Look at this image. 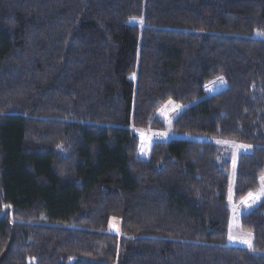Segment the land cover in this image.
I'll return each instance as SVG.
<instances>
[{"label": "trees", "instance_id": "1", "mask_svg": "<svg viewBox=\"0 0 264 264\" xmlns=\"http://www.w3.org/2000/svg\"><path fill=\"white\" fill-rule=\"evenodd\" d=\"M258 33L264 0H0V264H264V198L253 251L229 245L233 164L210 141L251 148L235 202L258 192ZM168 103L182 137L143 160L134 131L165 130Z\"/></svg>", "mask_w": 264, "mask_h": 264}, {"label": "rangeland", "instance_id": "2", "mask_svg": "<svg viewBox=\"0 0 264 264\" xmlns=\"http://www.w3.org/2000/svg\"><path fill=\"white\" fill-rule=\"evenodd\" d=\"M226 87L225 83L223 82H217L209 86L208 88V95L216 94L222 90H224ZM182 109L180 106L174 104V103H168L165 105L158 113V116L162 120L164 126L166 127L165 130L158 131L153 129H148L144 131H138L135 130L134 133L140 138L141 140V146H140V157L144 159H148L152 145L155 141H169L173 138H178L182 136L175 135L171 127L175 121V119L180 115ZM189 138V137H187ZM211 142L216 143L223 149L224 157L230 159L232 161V176H231V185H230V196H229V208L231 211V218H230V227L231 228V234L234 238V240L242 235L247 236L248 233L243 230L242 228V218L246 214H248L254 207H256L260 200L251 201L244 200L243 202L236 203L234 192H235V180H236V174H237V166H238V160L241 154L247 153L251 150L250 147H247V149L238 148L235 145H241L237 143H218V141L223 140H210ZM230 142V141H229ZM247 201V202H245ZM110 231L112 233H119V222L117 220H112L110 224ZM251 243L254 245V237L251 234ZM228 244L233 246H239V247H245L248 248L245 245H242L237 242H230L228 239ZM249 249V248H248ZM253 251V248L252 250Z\"/></svg>", "mask_w": 264, "mask_h": 264}, {"label": "snow or ice", "instance_id": "3", "mask_svg": "<svg viewBox=\"0 0 264 264\" xmlns=\"http://www.w3.org/2000/svg\"><path fill=\"white\" fill-rule=\"evenodd\" d=\"M258 35H264V33H258ZM218 143H226L227 144V143H234V142L218 141ZM235 146L238 148H243L245 150L248 147V146H244V145H235ZM261 198H264V177H262V179H261V187H260L259 191L256 193H249L248 194V200H251L253 202L256 200H259ZM245 202H247V201H245ZM228 239L230 242H237V243H240L242 245L247 246L249 248V250H252V248H253V245L251 243V234H247V236L242 235V236H240L234 240V238L231 234V228H230Z\"/></svg>", "mask_w": 264, "mask_h": 264}, {"label": "bare ground", "instance_id": "4", "mask_svg": "<svg viewBox=\"0 0 264 264\" xmlns=\"http://www.w3.org/2000/svg\"><path fill=\"white\" fill-rule=\"evenodd\" d=\"M142 159V158H141ZM148 159H149V157H148ZM148 159H144V160H148Z\"/></svg>", "mask_w": 264, "mask_h": 264}]
</instances>
